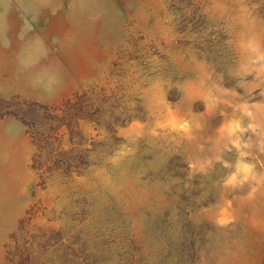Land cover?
I'll return each instance as SVG.
<instances>
[{
  "label": "rangeland",
  "instance_id": "1",
  "mask_svg": "<svg viewBox=\"0 0 264 264\" xmlns=\"http://www.w3.org/2000/svg\"><path fill=\"white\" fill-rule=\"evenodd\" d=\"M31 13L0 42V264H264V0Z\"/></svg>",
  "mask_w": 264,
  "mask_h": 264
},
{
  "label": "clouds",
  "instance_id": "2",
  "mask_svg": "<svg viewBox=\"0 0 264 264\" xmlns=\"http://www.w3.org/2000/svg\"><path fill=\"white\" fill-rule=\"evenodd\" d=\"M35 2H37V0H0V42H5L8 47L11 46L12 40L10 32L13 26L10 21V16L13 10H15L17 14H21V28L16 34V39H21V33L25 32L26 27L29 31H34L31 25L37 23L39 19L38 16L34 18L31 13V5ZM49 2H51V0H49ZM58 10L57 7H54L51 14L55 15ZM25 19L28 21L27 25L24 23ZM241 171L248 173L250 172V167L241 165ZM233 179H235V177H233Z\"/></svg>",
  "mask_w": 264,
  "mask_h": 264
}]
</instances>
